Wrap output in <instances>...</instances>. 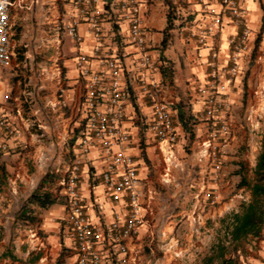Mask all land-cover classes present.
<instances>
[{
	"label": "crops",
	"instance_id": "crops-1",
	"mask_svg": "<svg viewBox=\"0 0 264 264\" xmlns=\"http://www.w3.org/2000/svg\"><path fill=\"white\" fill-rule=\"evenodd\" d=\"M12 1L10 20L13 51L17 46L16 50L23 53L17 63L35 69L33 76H29V84H32L35 92L44 87L53 90L62 83V107L66 112L58 115L54 125L42 122L39 126L45 130L37 139L36 134L27 129L28 119L26 115L25 118L22 116L18 103L13 105L17 107L15 113L14 107L5 102L12 87L7 83L8 68L1 69L0 79L4 82L5 95L0 109L14 123L17 134L7 138V150L0 152V264H76V243L66 220V195L61 185L66 167L76 157L80 158V193L86 216L105 230L104 239L97 249L107 261L112 260L118 250L111 244L109 227L115 220L120 225L124 223L128 211L127 197L123 195L116 202L109 197L101 176L105 163L97 146L87 154L80 155L77 136L73 144L63 143L65 128L71 122V127L77 133L80 132L78 120L83 95V82L73 59L76 43L64 28L66 13L71 10L70 0ZM108 1L110 3L102 22L103 32L109 42L107 45L122 58L125 66H129L137 55L129 44L128 26L116 21L117 0ZM139 1L141 16L147 28L148 52L154 64L149 77L161 86L160 95L172 109L177 139L173 144L157 139L150 128L153 118L151 102L141 92L136 74H126L129 100L122 125L130 141L125 151L136 163L145 218L139 235L127 239L128 264H140L142 259H146L142 248L154 244L161 248L164 257L182 256L203 264V259L220 239L221 219L238 211L240 204L247 203L251 197L247 186L235 185L238 169L242 160H245L237 159L244 158L243 154L239 155L241 144H244L239 133L241 128L244 134L247 133L245 144L249 146V152L246 156L254 170L264 133V120L260 122L264 116V56H259L256 64L252 65L246 64L247 56L243 57L239 78L223 95L230 103L226 115L229 133L222 138L221 167L214 178L207 140L209 130L218 126L208 121L204 114L200 88L209 80L213 53H216L218 62L224 64L229 61L228 39L238 29L225 16L220 0H208L223 15V23L207 37L206 45H202L197 32L209 23L210 17L200 9L196 0H170L175 7L170 26L167 20L169 0ZM241 1L248 9L246 20L252 30L251 52L257 44L254 35L256 28L261 26L264 0ZM164 18L166 26L161 23ZM16 29H19V34L13 37ZM79 31L83 35L79 48L91 55L94 41L88 32L87 22H80ZM259 62L261 71L258 85H252ZM59 70L62 76L60 80ZM2 88L0 85V90ZM14 99L18 100V97ZM58 102L57 99L51 101L55 105ZM179 105L192 117L191 138H188L179 121ZM44 108H39L43 118ZM255 128H259V139H249L250 131ZM51 130L58 138L47 146L40 136ZM62 149L69 150L72 159H63ZM47 172L53 173L57 179L46 183L44 189L51 191L58 201L48 208L27 203ZM209 193L218 196L215 205L210 203ZM25 204L30 221L18 216ZM179 241L184 246H179ZM190 246H194L192 251ZM149 254L147 262L155 257L153 252ZM235 254L241 264H264V224L261 235L241 240Z\"/></svg>",
	"mask_w": 264,
	"mask_h": 264
},
{
	"label": "built area",
	"instance_id": "built-area-1",
	"mask_svg": "<svg viewBox=\"0 0 264 264\" xmlns=\"http://www.w3.org/2000/svg\"><path fill=\"white\" fill-rule=\"evenodd\" d=\"M109 3L108 0H70L71 10L66 13L67 22L64 28L67 35L76 43L73 59L83 82L78 120L80 132L74 133H77L78 137V152L84 155L95 146L100 149L105 163L101 173L103 184L113 201L121 200L123 195L127 197L128 211L122 225L117 220L110 224V241L118 251L112 256V260L107 261L97 249L104 239L105 230L102 225L92 223L87 218L82 204L78 173L80 158L76 157L66 167L61 185L66 195V220L76 243V264H128L127 239L138 236L145 223L136 163L125 151L130 141L129 134L122 125L129 100V92L125 85L126 74H136L141 92L151 102L153 118L150 128L157 139L168 144L175 143L177 139L172 109L160 95L161 86L149 77L154 64L148 52L147 28L141 16L140 1L117 0L115 5L116 21L127 24L129 44L137 55L129 66H125L122 58L107 45L109 42L103 32L102 22ZM196 3L210 17L209 23L200 27L197 32L199 43L206 45L207 37L222 25L223 15L219 10H215L208 0H196ZM12 5V0H4L0 6V70L12 65L14 52L10 20ZM220 6L225 16L238 30L228 39L229 61L220 63L217 61L216 53H213L214 60L210 63L209 80L200 88L204 114L208 121L218 126L209 130L207 140V152L208 157L212 159L214 178L221 167L220 149L223 145L221 142L229 133L226 115L230 103L223 95L241 74L243 57L251 50L252 34L246 20L248 9L243 1L220 0ZM82 20L87 22L88 32L94 41L91 55L79 48L83 40V35L79 31ZM32 91H27L26 95H31ZM24 101L28 102L27 97H24ZM0 133V152H4L7 150V138L15 136L17 129L1 109ZM217 202L218 196L212 193L210 203L215 205Z\"/></svg>",
	"mask_w": 264,
	"mask_h": 264
},
{
	"label": "rangeland",
	"instance_id": "rangeland-1",
	"mask_svg": "<svg viewBox=\"0 0 264 264\" xmlns=\"http://www.w3.org/2000/svg\"><path fill=\"white\" fill-rule=\"evenodd\" d=\"M168 2V0H164L163 2ZM168 12L170 15H172L175 12V7L173 5L172 2H168ZM161 23L166 26L167 21L164 18ZM17 27V26H16ZM12 28L14 29V26H12ZM14 36L16 37L17 34H19V29H16L15 32L13 31ZM255 49L252 50L250 53H248L247 56V61L248 63H246L247 65H252V64H256L255 61L258 60L259 56H264V14L262 13L261 16V26L256 28V32H255ZM17 46H15V51L13 52V61H12V65L11 68H8V77H7V83L9 84L11 88V91L9 92V96L7 99H5L6 103L11 104L10 106L12 107L14 104L18 103L19 105V109L21 110V114L22 116L26 115V118L28 119V124H27V129L30 131H33L36 134V138L39 139V134L42 133V131H44L45 129L41 128L39 125L42 122H49L51 124H55L57 123V117L60 113H63V115L66 112V109L62 107V98H63V89L64 87L62 86V83L57 85L56 89H49L48 87H44L43 89H41L39 91L35 89L34 91H32L31 95H26L25 97H27L28 102L24 101V94L29 91L30 89L33 90L32 88V84L30 86V79L29 76H33L32 74L34 73V68H29L27 67H22L21 64H18L17 61L20 59L21 55L23 56V53L18 52V50H16ZM38 59H39V54H38ZM262 62V61H261ZM17 64V65H15ZM245 64V65H246ZM247 65L245 67H247ZM261 63H257V71L255 74V77H253L252 79V85L257 84L258 85V75L261 71ZM244 71V70H243ZM60 73H58V79H61V71L59 70ZM11 73V74H10ZM0 76H1V70H0ZM17 82H19V87H17V89L15 88ZM32 83V82H31ZM26 84V86H25ZM0 85L3 87L2 90H0V103L4 101V95H5V86H4V82L0 79ZM23 91V92H22ZM19 92V94H18ZM25 92V93H24ZM16 93V95H15ZM24 93V94H23ZM14 97H18V100H15ZM40 97V98H39ZM42 98V99H41ZM59 100V102L55 105L52 104L51 101L54 100ZM42 100V102H40V100ZM40 106H44V110H43V114H44V118L42 117L41 114V110H39ZM14 107V106H13ZM12 107V108H13ZM14 112L16 113V109L17 107H14ZM46 109H48V112L46 111ZM47 117L48 120L46 119ZM20 121V118L17 117ZM63 119V117H62ZM257 119L258 116H257ZM60 120V118L58 119ZM261 120H264V116H262V118H260V122ZM59 125V124H58ZM72 122L70 123L69 126H67L65 128V133H64V139H63V143H67L68 145H71V139H72V135L76 132L73 128L71 127ZM263 125V124H262ZM264 126V125H263ZM70 127V129H69ZM60 128H62L60 126ZM72 128V129H71ZM71 130V131H70ZM241 132L239 133L241 138L240 140L244 143L241 144V148L239 149V155L243 154L244 158H237V159H245L242 160L241 164H240V168L239 170V176L237 175L236 179H235V185H237V183L240 182V177H245V179L248 182H252L253 181V169L251 166V162L249 161L248 156H246L249 152V146H246L245 141L247 138V133H243V129H240ZM260 132H259V128H255L254 130L250 131L249 134V139H251L253 137V139H259ZM41 139H43V143H45L47 146H49L50 143H52L53 140L58 138V135H54L52 130L49 132H45L43 134V136H40ZM59 140V139H58ZM53 149V148H52ZM54 150V149H53ZM259 151V149H257ZM27 151H29V149L27 148ZM47 152L49 150H46ZM254 154H256V152H253ZM61 156L63 159H72V156L70 155L69 150H63L61 151ZM255 156V155H254ZM252 162H253V157H251ZM240 160V161H241ZM236 169V168H235ZM183 231V230H182ZM222 229L220 231V238L222 236ZM181 241V240H180ZM179 241L178 245L179 246H184V243H181ZM190 250L192 251L194 249V246H190ZM142 252L143 254L146 256V259H142L140 264H197V260L193 259V260H188L185 257L182 256H172V257H164L163 252L161 250V248L154 244V245H150V246H145L142 248ZM153 252V254L155 255L154 258H152L149 262H147V258H149V256L151 253ZM182 257V258H181ZM136 262H138V260H136Z\"/></svg>",
	"mask_w": 264,
	"mask_h": 264
},
{
	"label": "trees",
	"instance_id": "trees-1",
	"mask_svg": "<svg viewBox=\"0 0 264 264\" xmlns=\"http://www.w3.org/2000/svg\"><path fill=\"white\" fill-rule=\"evenodd\" d=\"M168 26L171 23V15L168 17ZM179 121L184 131L191 138L192 117L187 115L181 105L177 107ZM77 134V133H76ZM77 135L71 139L73 144ZM253 181L249 183L245 177H242L238 186H247L251 191L250 200L247 203H241L238 211H234L221 219L223 233L212 251L203 259V264H241L235 252L238 249L241 240L248 236H260L264 224V133L261 140V149L257 155L255 167L253 170ZM57 177L47 172L41 183L27 199V203H36L41 208H48L58 201L51 191L44 189L46 183L56 181ZM26 204L23 205L19 218L30 221L29 215H26Z\"/></svg>",
	"mask_w": 264,
	"mask_h": 264
},
{
	"label": "clouds",
	"instance_id": "clouds-1",
	"mask_svg": "<svg viewBox=\"0 0 264 264\" xmlns=\"http://www.w3.org/2000/svg\"><path fill=\"white\" fill-rule=\"evenodd\" d=\"M3 3H4V0H0V6H2Z\"/></svg>",
	"mask_w": 264,
	"mask_h": 264
}]
</instances>
